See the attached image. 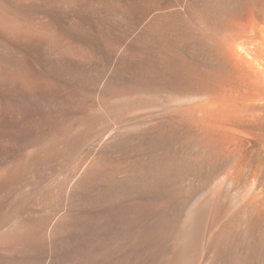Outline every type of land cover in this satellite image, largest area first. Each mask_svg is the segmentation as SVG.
I'll use <instances>...</instances> for the list:
<instances>
[{
  "label": "bare ground",
  "instance_id": "obj_1",
  "mask_svg": "<svg viewBox=\"0 0 264 264\" xmlns=\"http://www.w3.org/2000/svg\"><path fill=\"white\" fill-rule=\"evenodd\" d=\"M221 1L0 0V264H264V0Z\"/></svg>",
  "mask_w": 264,
  "mask_h": 264
},
{
  "label": "rangeland",
  "instance_id": "obj_2",
  "mask_svg": "<svg viewBox=\"0 0 264 264\" xmlns=\"http://www.w3.org/2000/svg\"><path fill=\"white\" fill-rule=\"evenodd\" d=\"M192 1V4H191V8H195V6L197 5V4H199V2H202V4H203V7H200L201 9L203 8L204 9V11H211V12H214V7H216L218 10H219V5L220 6H222V3H224V2H222V3H220L219 5L216 3V2H214L215 0H191ZM217 4V5H216ZM205 7V8H204ZM207 7V8H206ZM193 8V9H194ZM222 8V7H221ZM212 9V10H211ZM215 11H217V10H215ZM195 20H197L196 22H198L199 20L198 19H195ZM199 23V22H198Z\"/></svg>",
  "mask_w": 264,
  "mask_h": 264
}]
</instances>
